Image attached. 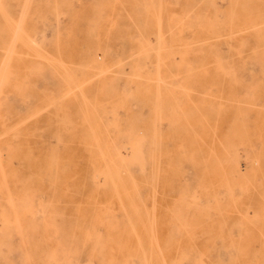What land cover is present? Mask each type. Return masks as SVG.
<instances>
[{
  "label": "rangeland",
  "instance_id": "obj_1",
  "mask_svg": "<svg viewBox=\"0 0 264 264\" xmlns=\"http://www.w3.org/2000/svg\"><path fill=\"white\" fill-rule=\"evenodd\" d=\"M263 47L264 0H0V264H264Z\"/></svg>",
  "mask_w": 264,
  "mask_h": 264
},
{
  "label": "bare ground",
  "instance_id": "obj_2",
  "mask_svg": "<svg viewBox=\"0 0 264 264\" xmlns=\"http://www.w3.org/2000/svg\"><path fill=\"white\" fill-rule=\"evenodd\" d=\"M226 12V11H225ZM251 14V13H250ZM231 18V17H230ZM160 19V18H159ZM160 23V22H159ZM183 23V22H182ZM255 25V24H254ZM229 26V25H228ZM244 27V26H243ZM229 29V28H228ZM251 29H253V28H251ZM230 31V30H229ZM233 31V30H232ZM247 31V30H246ZM258 32V31H257ZM257 34H259V33H257ZM161 36V35H160ZM231 36V35H230ZM163 38V37H162ZM260 41V40H259ZM263 41V40H262ZM36 45V44H35ZM10 48V47H9ZM264 48V47H263ZM11 49V48H10ZM9 51V50H8ZM7 51V52H8ZM142 54V53H141ZM157 70H158V68H157ZM157 75V74H156ZM247 85V84H246ZM249 85V84H248ZM259 85V84H258ZM156 119V118H155ZM191 127V126H190ZM217 138V137H216ZM202 140V139H201ZM134 144V143H133ZM125 145V144H124ZM121 146V145H120ZM122 146H123V144H122ZM124 147V146H123ZM199 147V146H198ZM125 148L127 149V147L125 146ZM200 149V148H199ZM100 151V150H99ZM212 151V150H211ZM171 154V153H170ZM191 155H193V154H191ZM192 159H193V157H192ZM182 164V163H181ZM182 168V167H181ZM183 169V168H182ZM180 171V170H179ZM182 174V173H181ZM62 179V178H61ZM102 179V178H101ZM16 220V219H15Z\"/></svg>",
  "mask_w": 264,
  "mask_h": 264
}]
</instances>
